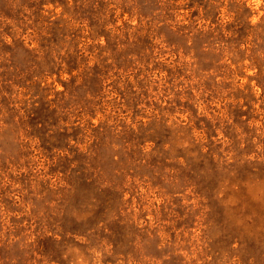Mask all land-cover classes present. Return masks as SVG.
<instances>
[{
  "label": "rangeland",
  "instance_id": "374dc122",
  "mask_svg": "<svg viewBox=\"0 0 264 264\" xmlns=\"http://www.w3.org/2000/svg\"><path fill=\"white\" fill-rule=\"evenodd\" d=\"M0 12V264H264V0Z\"/></svg>",
  "mask_w": 264,
  "mask_h": 264
},
{
  "label": "trees",
  "instance_id": "16d2710c",
  "mask_svg": "<svg viewBox=\"0 0 264 264\" xmlns=\"http://www.w3.org/2000/svg\"><path fill=\"white\" fill-rule=\"evenodd\" d=\"M9 20V18L7 17V16H5L4 14H1V12H0V32H2L3 30H2V27L4 26V28H5V25L7 24V21ZM187 127H185V129H186ZM57 142V148H59L60 150H63V149H66L67 147L65 146V144H64V142H62V140L61 139H57L56 140ZM64 151V150H63ZM70 154L69 155H65V156H59L58 158H56L57 160L52 164V166H58V167H63V162H71V158H70ZM261 158V160H264V157L263 156H261L260 157ZM76 161V160H75ZM263 163H264V161H262ZM72 163V162H71ZM190 165V164H189ZM255 170H259V171H264V167H261V168H257V169H255ZM254 173L253 172H251V175H253ZM233 176H235L236 177V179L238 180V181H240V182H242V180H241V178H240V176H241V172L239 171V170H235V172H234V174H233ZM89 180V179H88ZM70 181L71 182H68V185L69 186H71V188H76V185H80V184H82L83 182H87V179H83V178H79V180H78V182H75V184H73L74 183V181H75V179H71L70 178Z\"/></svg>",
  "mask_w": 264,
  "mask_h": 264
}]
</instances>
